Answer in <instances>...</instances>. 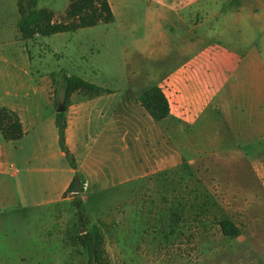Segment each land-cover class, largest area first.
<instances>
[{"label": "rangeland", "instance_id": "374dc122", "mask_svg": "<svg viewBox=\"0 0 264 264\" xmlns=\"http://www.w3.org/2000/svg\"><path fill=\"white\" fill-rule=\"evenodd\" d=\"M73 1L0 0V108H13L27 130L17 141L0 136V198H7L0 208V264H87L83 241H94V232L106 264H264V137L247 141L240 156L231 151L228 158H204L32 206L38 177L31 126L63 107L64 78L116 91L128 106L145 90V18L155 14L147 0H107L113 21L90 28L29 37L20 31L22 25L33 30L28 21L42 11L52 15V24L71 26L75 20L66 11ZM246 1L264 26V0H207L210 13ZM167 35L170 47L174 33ZM124 145L118 142L116 150ZM222 218L238 227V236L222 234Z\"/></svg>", "mask_w": 264, "mask_h": 264}, {"label": "crops", "instance_id": "0c3cea01", "mask_svg": "<svg viewBox=\"0 0 264 264\" xmlns=\"http://www.w3.org/2000/svg\"><path fill=\"white\" fill-rule=\"evenodd\" d=\"M147 2L155 14L145 18V89L160 87L168 116L155 122L137 94L130 106L116 91L77 101L72 94L64 108L65 145L75 168L60 148L56 115L32 123L31 163L38 177L32 206L54 204L78 189L102 190V185H121L204 158L227 157L231 151L240 156L247 141L264 137V26L251 9L254 4L210 13L207 0ZM168 31L175 37L170 47ZM153 78L157 82L148 85ZM118 142L126 145L116 150ZM135 147L139 153L134 155ZM0 174H5L2 168ZM6 199L0 198V208Z\"/></svg>", "mask_w": 264, "mask_h": 264}, {"label": "trees", "instance_id": "16d2710c", "mask_svg": "<svg viewBox=\"0 0 264 264\" xmlns=\"http://www.w3.org/2000/svg\"><path fill=\"white\" fill-rule=\"evenodd\" d=\"M66 16L75 20L71 26L54 25L51 23L52 15L45 11L39 12L28 21L30 25H34V29H29L28 25H22L20 31L29 35L41 34L50 36L57 33H64L69 30L79 28H90L98 24V22L110 23L113 20V13L107 0H75L71 2L67 8ZM107 92L102 87L89 83L77 76L64 78V95L65 101L62 106L66 108L68 99L74 93L83 94L87 98L104 94ZM136 101L147 112V114L155 121L165 119L169 114V103L163 91L157 85L150 86L143 90L136 97ZM55 125L58 132V141L61 150L65 154V158L69 161L72 168H75V162L65 145V117L64 111L56 114ZM25 135L22 123L18 114L7 107L0 108V136L4 141H17ZM76 177L72 180L69 190L74 186ZM218 226L224 236L236 237L240 231L238 227L229 219L222 218L218 220ZM95 240L83 241L87 251V264H106L102 258V250L100 248L99 236L93 233Z\"/></svg>", "mask_w": 264, "mask_h": 264}, {"label": "water", "instance_id": "95a60500", "mask_svg": "<svg viewBox=\"0 0 264 264\" xmlns=\"http://www.w3.org/2000/svg\"><path fill=\"white\" fill-rule=\"evenodd\" d=\"M64 111V107H61L60 109L57 110V113H61ZM77 187H79V183L77 182L76 183ZM78 192H79V189H78Z\"/></svg>", "mask_w": 264, "mask_h": 264}, {"label": "built area", "instance_id": "2783aa9c", "mask_svg": "<svg viewBox=\"0 0 264 264\" xmlns=\"http://www.w3.org/2000/svg\"><path fill=\"white\" fill-rule=\"evenodd\" d=\"M83 188H85V184L83 185Z\"/></svg>", "mask_w": 264, "mask_h": 264}]
</instances>
